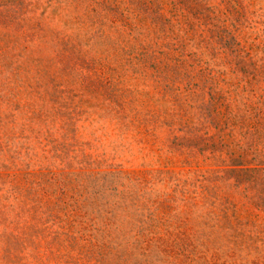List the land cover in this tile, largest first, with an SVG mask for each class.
Returning a JSON list of instances; mask_svg holds the SVG:
<instances>
[{"label":"rangeland","instance_id":"obj_1","mask_svg":"<svg viewBox=\"0 0 264 264\" xmlns=\"http://www.w3.org/2000/svg\"><path fill=\"white\" fill-rule=\"evenodd\" d=\"M238 2L261 42L264 0ZM226 17L223 0H0V264H264V223L223 177L239 148L206 109Z\"/></svg>","mask_w":264,"mask_h":264},{"label":"trees","instance_id":"obj_2","mask_svg":"<svg viewBox=\"0 0 264 264\" xmlns=\"http://www.w3.org/2000/svg\"><path fill=\"white\" fill-rule=\"evenodd\" d=\"M223 1L228 5L231 18L226 17L213 24L212 31L209 29L217 44L215 51L207 44L214 58L220 55V59L219 62L203 61L205 67L201 69L204 83L211 85L206 109L213 121L225 118L222 129L228 132L219 135L220 142L226 137L233 146V153L239 148L223 177H231L235 187H243L245 203L255 208V212L247 215L248 222L255 225L258 221L264 223V35L261 42L258 36L249 41L241 30L240 3L238 0ZM212 139L214 136L209 140ZM200 142L201 137H197L195 144ZM211 146L216 144L213 142L203 151ZM223 215L226 220L227 215ZM232 216L239 219L235 211Z\"/></svg>","mask_w":264,"mask_h":264}]
</instances>
